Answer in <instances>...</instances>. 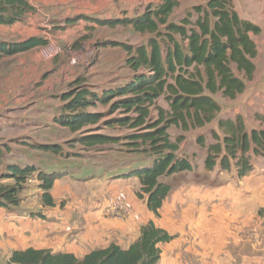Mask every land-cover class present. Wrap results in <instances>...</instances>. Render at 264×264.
<instances>
[{
  "label": "rangeland",
  "instance_id": "374dc122",
  "mask_svg": "<svg viewBox=\"0 0 264 264\" xmlns=\"http://www.w3.org/2000/svg\"><path fill=\"white\" fill-rule=\"evenodd\" d=\"M232 1L241 18L251 21L262 30L259 36L253 37L258 52L254 60L255 76L246 83L244 93L235 100L223 98L220 93L212 96L221 109L212 123L188 131L176 127L168 129L172 142L183 136L177 155L187 158L194 168L191 172L161 179L171 186V194L164 202L160 218L155 223L168 230L174 239L160 246L162 254L159 264H264V158L250 155L253 171L243 178H237L233 167L226 172L217 169L206 172L203 169L206 149L196 143L199 136L204 138L206 146L214 142L211 131L220 135L216 124L218 119L233 120L236 116H241L247 131L264 128V0ZM205 3L178 0L172 20L178 22L192 7ZM85 37L79 46L62 45V53L56 56H61V59L56 60L68 62V52H81L79 50L86 48L93 53L89 64L75 68L78 71L74 74V80L54 86V93H60L59 95H44L43 100L39 98V102L34 105V111L29 110L25 114L16 115L12 110L0 113L1 171L6 164L19 167L32 165L43 173L58 175L50 192L55 202L54 207L41 205L42 191L33 175L23 185L21 203L14 213L24 214L28 218L34 216V221L43 220L38 215L47 216L49 222L59 224L65 233H72L69 231L72 228L77 233L88 232V229L102 235H94L95 240L89 247L78 244L73 248L84 251L110 243L125 246L135 239L141 225L154 218L146 209L145 199L137 197L140 186L132 176L136 167L148 164L149 156L136 152L131 147L132 144H129L132 143L129 136L139 133L137 130L121 127L113 122L123 117L118 111L111 112L113 102L103 105L93 101L92 106L83 111L100 114L99 122L75 134L67 133V129L52 122L57 112L56 104L59 107L62 104L59 98L63 93L80 86L81 89H88L100 96L104 91L120 87L132 78L131 70L125 65L127 54L123 48L112 45L101 47V44L116 43L136 47L145 44L149 36L137 34L131 27L122 24L99 27L96 32ZM56 57L51 61L56 62ZM76 81L78 84H75ZM36 88L37 85L34 90ZM156 106L168 110L163 98L156 101ZM152 112L156 117L157 113ZM60 113L59 109L58 114ZM24 118H28V121ZM47 119L54 126L43 129L44 126L38 125L41 130L33 129L32 126L37 124L32 122L40 120L45 123ZM109 122L113 123L108 124ZM19 128H24L20 131L29 133V138H5L19 133ZM62 131H65L64 136ZM88 135H103L114 138L115 141L88 147L79 142L81 137ZM60 138H63V142L55 145L59 147L58 155L39 148V145L53 144ZM137 148L142 151L146 147L138 144ZM0 182L12 183L11 180ZM209 199L211 202H208ZM69 235L65 242L71 244L70 240L73 239ZM218 236H225L224 241H219V237L218 241L213 242ZM57 244L56 240H50L49 245L53 247L50 250L64 251L69 246L63 244L61 247L62 241L59 246Z\"/></svg>",
  "mask_w": 264,
  "mask_h": 264
},
{
  "label": "trees",
  "instance_id": "16d2710c",
  "mask_svg": "<svg viewBox=\"0 0 264 264\" xmlns=\"http://www.w3.org/2000/svg\"><path fill=\"white\" fill-rule=\"evenodd\" d=\"M177 6L178 0H161L146 6L134 18L101 22L105 26L124 24L137 34L149 36L145 44L136 47L103 44L123 48L127 54L125 65L131 70L132 78L100 96L80 86L63 93L61 113L54 119L71 133H78L101 118L98 113L83 111L93 101L103 105L113 102L111 112L118 111L123 116L113 122L137 130L139 133L129 136L132 140L129 144L136 152L149 156L148 164L136 167L132 176L140 186L137 197L145 199L146 209L155 219L160 217V210L171 194V186L161 179L191 172L194 168L187 158L177 155L183 136L172 142L168 129L203 128L221 110L213 95L220 93L223 98L235 100L244 93L246 83L253 80L256 72L254 60L258 52L253 37L262 32L258 25L239 16L232 0H208L204 5L192 7L175 22L172 15ZM32 11L25 0H0V25L20 22ZM45 44L46 41L38 38L12 44L0 42V54L12 56ZM160 98L166 102L167 111L156 106ZM152 110L157 113L156 117ZM216 124L220 135L211 131L212 144L206 146L202 136L196 139L197 145L206 149L203 169L226 172L233 167L237 178L246 177L253 171L250 155L264 158V128L247 131L241 116L233 120L218 119ZM112 141L115 139L103 135L79 139L88 147ZM138 144L146 148L141 151ZM39 148L54 155L60 153L55 145ZM33 175L42 191L41 205L55 206L50 192L58 175L43 173L32 165L6 164L1 171L0 164V181H12L0 182V209L12 210L20 205L23 185ZM262 177L264 183V171ZM173 239L174 236L149 220L141 225L138 237L126 248L111 243L81 258L73 253L27 248L13 251L5 264H159L160 245Z\"/></svg>",
  "mask_w": 264,
  "mask_h": 264
},
{
  "label": "crops",
  "instance_id": "0c3cea01",
  "mask_svg": "<svg viewBox=\"0 0 264 264\" xmlns=\"http://www.w3.org/2000/svg\"><path fill=\"white\" fill-rule=\"evenodd\" d=\"M25 1L28 2V4L33 8V11L28 13L20 22H16L11 25H0L1 43H20L30 38H38L46 41V44L52 39L61 46H79L83 43L81 41L86 38L85 36L87 34L96 32L99 27H115V25H102L100 24L101 22L119 21L122 20V18L128 17L134 18L139 15V12L141 13V10L145 6L155 5L161 0ZM192 1L206 2L208 0ZM103 44H101V47H105ZM40 47L41 46L28 52L12 56L0 54V113L5 110H12L14 114L18 115L19 113L25 114V112L29 110L34 111V105L39 102V98L43 100L44 95H46V97L49 95L56 97L60 94L54 93L56 86L61 83H69L70 81L74 80V74L78 71L75 69L76 67H70L66 59V62L56 60L61 59V56L55 58L56 62L53 60L44 61L39 54ZM101 47L99 46V50ZM99 60L100 57L98 58V61ZM44 76L46 77L44 78ZM36 85L37 88L34 90ZM25 93L28 95H25ZM61 106L62 104L60 107L58 104H56L57 112L52 119V122L54 123H56L54 119L59 115L58 111ZM14 118L21 119L19 117ZM24 120L28 121V118H24ZM38 121L39 122H32L33 124H37V126H32L33 129L36 128L35 130H41L38 125L44 126L43 129L54 126L52 122H48L51 121L48 119L45 121V123L41 122L40 120ZM60 127L67 129L62 126ZM23 129L24 128H19L18 130L20 131ZM64 132L65 131H62V134ZM67 133L75 134L71 133L68 129ZM27 134L29 135L27 132L20 131L19 133L7 136L5 138H29ZM62 140L63 138H60L53 144H42L39 146L56 145L62 143ZM263 171L264 169L262 172ZM208 202H211L210 199ZM15 210L16 208L12 210L0 209V261H2V264H5L10 258L11 253L16 250H24L27 248L50 250L53 248L51 247L52 244L49 245L50 240H56L58 244H61L62 241L61 247L63 244L67 245L70 242H65V238H67V235L69 234L73 240H70L71 244H69L66 250H55L52 252H69L73 253L78 258H81L87 252L95 249L90 248L89 250L87 249L88 251H84L83 249L74 250V246H79L78 244H84L89 247V245L95 240L94 235L98 237L99 235L102 236L99 233H95L94 230L89 231L88 229H86L88 232L77 233V231L74 229L69 228L70 230H68L72 233H65L59 227V224L49 222L48 218H46V215V217L42 218V221H34V216L28 218L24 214H15ZM149 220H153L155 223L156 219L152 218ZM138 234L139 230L136 233L135 239L127 242L125 246H119L123 248L128 247L133 241L136 240ZM224 238L225 236H218L213 242L218 241V239L219 241H224ZM58 244L57 246H59Z\"/></svg>",
  "mask_w": 264,
  "mask_h": 264
},
{
  "label": "built area",
  "instance_id": "2783aa9c",
  "mask_svg": "<svg viewBox=\"0 0 264 264\" xmlns=\"http://www.w3.org/2000/svg\"><path fill=\"white\" fill-rule=\"evenodd\" d=\"M78 51L68 52V64L70 67L75 68L79 65H87L93 57L92 51L82 48ZM62 53V46L56 42H49L39 48V54L44 61H50L54 57Z\"/></svg>",
  "mask_w": 264,
  "mask_h": 264
}]
</instances>
